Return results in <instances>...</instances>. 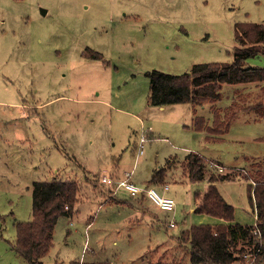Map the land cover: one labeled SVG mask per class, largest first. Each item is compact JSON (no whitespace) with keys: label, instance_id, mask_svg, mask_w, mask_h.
Segmentation results:
<instances>
[{"label":"rangeland","instance_id":"rangeland-1","mask_svg":"<svg viewBox=\"0 0 264 264\" xmlns=\"http://www.w3.org/2000/svg\"><path fill=\"white\" fill-rule=\"evenodd\" d=\"M240 23L264 24V0H0V264H28L13 249L15 224L32 218L34 182L52 180L78 182L80 203L58 221L43 264L190 263L176 238L221 223L195 213L208 183L183 171L191 152L234 175L217 184L231 222L255 225L249 185L264 180V118L235 100L256 84L223 85L221 100L196 107L149 97L155 70L183 75L231 62ZM248 65L264 67V58ZM229 110L241 113L219 141L194 126L196 115L213 125L214 112L224 120ZM169 159L168 182L152 186L175 199L174 212L102 183L130 172L146 187Z\"/></svg>","mask_w":264,"mask_h":264},{"label":"trees","instance_id":"trees-1","mask_svg":"<svg viewBox=\"0 0 264 264\" xmlns=\"http://www.w3.org/2000/svg\"><path fill=\"white\" fill-rule=\"evenodd\" d=\"M236 42L234 59L229 63L196 64L190 73L183 75H171L156 70L149 73L150 103L160 106L176 103L202 106L221 100L223 85L254 83L257 87L254 93L249 92L245 100L241 97L235 101L236 104L250 102L241 112L254 113L257 118H264V88L261 86L264 82V67L248 65L249 59L264 58V24H238ZM256 94L257 101H251ZM241 112L229 110L224 113V120H219L218 114L214 112L213 125L207 124L203 117L196 115L194 126L204 131L208 141H219L227 135L231 121H235ZM172 167L169 159L166 166L155 169L147 186L153 187L152 185L166 182L167 173ZM181 167L189 181L208 183L204 202L197 207L195 213L226 222L220 221L215 226L193 225L176 238L180 246L188 248L190 263L157 261L150 264H236L247 258L254 259L253 264H264V180L254 181L255 185H249V197L255 208L256 223L251 226L242 225L231 222L234 213L217 188L219 182L232 180V173H219L217 169L211 168L210 161L194 152L186 155ZM79 196L80 185L76 181L34 182L32 218L27 222H16L17 237L13 245L15 252L28 264H43V259L54 246L58 221L62 217L73 218L76 215Z\"/></svg>","mask_w":264,"mask_h":264},{"label":"built area","instance_id":"built-area-1","mask_svg":"<svg viewBox=\"0 0 264 264\" xmlns=\"http://www.w3.org/2000/svg\"><path fill=\"white\" fill-rule=\"evenodd\" d=\"M146 138L142 137L141 138V143L139 146V152L142 155L144 153V144H145ZM124 176L127 177V179L122 180L120 177L117 176H104L102 178V183L104 184H110L115 187V190H118V188H123L127 192L131 194L133 197H140V196H145L148 200H150L153 204L158 206L160 209L166 212H174L176 209V201L174 198L167 196L165 194H162L157 190L155 187H140L133 182L130 181L131 178V173L130 172H125ZM164 191L169 190V185H165ZM175 222H171L169 227L174 228L175 227ZM246 257V256H245Z\"/></svg>","mask_w":264,"mask_h":264},{"label":"crops","instance_id":"crops-1","mask_svg":"<svg viewBox=\"0 0 264 264\" xmlns=\"http://www.w3.org/2000/svg\"><path fill=\"white\" fill-rule=\"evenodd\" d=\"M121 173V172H120ZM115 176H118V175H115ZM169 185V187H170V184H168ZM171 188V187H170ZM170 188H169V190H170ZM168 190V191H169ZM163 191H164V188H163ZM116 192V191H115ZM164 192H166V191H164ZM143 198H145V197H140V199L138 200L140 203H143V201H144V199ZM146 199V198H145ZM118 202H122V203H124L123 201H121V200H118ZM202 205V204H201ZM220 221H223V220H220ZM69 233V232H68Z\"/></svg>","mask_w":264,"mask_h":264}]
</instances>
